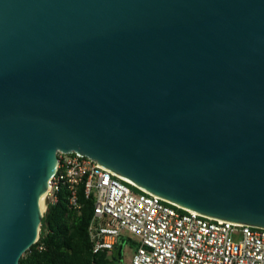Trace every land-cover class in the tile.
<instances>
[{"label":"water","instance_id":"water-1","mask_svg":"<svg viewBox=\"0 0 264 264\" xmlns=\"http://www.w3.org/2000/svg\"><path fill=\"white\" fill-rule=\"evenodd\" d=\"M59 153L264 228V0H0V264Z\"/></svg>","mask_w":264,"mask_h":264},{"label":"built area","instance_id":"built-area-1","mask_svg":"<svg viewBox=\"0 0 264 264\" xmlns=\"http://www.w3.org/2000/svg\"><path fill=\"white\" fill-rule=\"evenodd\" d=\"M49 187L48 204H56L63 189L76 211L82 208L80 188L92 201L89 236L95 254L112 252L128 233L138 239L129 264H264V228L187 210L90 158L59 153Z\"/></svg>","mask_w":264,"mask_h":264},{"label":"trees","instance_id":"trees-1","mask_svg":"<svg viewBox=\"0 0 264 264\" xmlns=\"http://www.w3.org/2000/svg\"><path fill=\"white\" fill-rule=\"evenodd\" d=\"M66 197L67 191L63 189L58 202L48 204L39 243L23 255L20 264H121L126 240H119L112 252L95 254L89 236L94 213L92 201L84 197L80 188L82 208L76 211L68 205Z\"/></svg>","mask_w":264,"mask_h":264},{"label":"rangeland","instance_id":"rangeland-1","mask_svg":"<svg viewBox=\"0 0 264 264\" xmlns=\"http://www.w3.org/2000/svg\"><path fill=\"white\" fill-rule=\"evenodd\" d=\"M124 235L128 238V240L123 246V259L121 264H129L134 256L138 239L128 233H125Z\"/></svg>","mask_w":264,"mask_h":264},{"label":"bare ground","instance_id":"bare-ground-1","mask_svg":"<svg viewBox=\"0 0 264 264\" xmlns=\"http://www.w3.org/2000/svg\"><path fill=\"white\" fill-rule=\"evenodd\" d=\"M50 193H51V189L48 186L45 193L43 194V196L41 197V200H40V209L43 213H45V211H46V205H47L46 201L49 198Z\"/></svg>","mask_w":264,"mask_h":264}]
</instances>
